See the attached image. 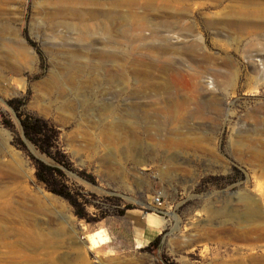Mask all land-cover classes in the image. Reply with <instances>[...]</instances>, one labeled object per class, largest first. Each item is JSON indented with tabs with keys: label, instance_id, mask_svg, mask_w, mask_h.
<instances>
[{
	"label": "rangeland",
	"instance_id": "1",
	"mask_svg": "<svg viewBox=\"0 0 264 264\" xmlns=\"http://www.w3.org/2000/svg\"><path fill=\"white\" fill-rule=\"evenodd\" d=\"M244 1L0 0V264H264V31L222 14ZM11 98L58 128L64 179L103 218L36 179L31 154L52 161L19 143Z\"/></svg>",
	"mask_w": 264,
	"mask_h": 264
},
{
	"label": "trees",
	"instance_id": "2",
	"mask_svg": "<svg viewBox=\"0 0 264 264\" xmlns=\"http://www.w3.org/2000/svg\"><path fill=\"white\" fill-rule=\"evenodd\" d=\"M21 98H11L7 100V104L11 107L19 122L23 138H18L19 143L23 147H27V142L34 146L39 153L44 154L51 159L47 162L39 157L31 154L35 166V177L41 182L45 188L69 202L74 208L75 214L79 218L85 219L87 222L96 221L105 215L90 216L86 210V204L89 202L79 191L72 190L64 179V168H69V164L65 161V155L61 150L58 138L59 130L48 119L27 113L23 111ZM125 208V207H124ZM124 208H119L117 214L125 213ZM130 208V205L126 206ZM160 234L156 235L145 246L146 250L156 247L159 243Z\"/></svg>",
	"mask_w": 264,
	"mask_h": 264
},
{
	"label": "bare ground",
	"instance_id": "3",
	"mask_svg": "<svg viewBox=\"0 0 264 264\" xmlns=\"http://www.w3.org/2000/svg\"><path fill=\"white\" fill-rule=\"evenodd\" d=\"M214 2H215L216 5H221L223 0H214ZM253 3H254V0H245L244 3H239V4L237 3L236 4L237 6H239L238 8L234 7L230 11L228 10L227 12H222V14H224V15L226 14L225 17L227 19H230V21H232L234 24H236V26L238 28H241V29L245 28L250 22L255 21L259 25L260 29L262 31H264V21L257 20V18L260 17V15H259V11L260 10L259 9L252 10L250 8V7H252ZM236 5H234V6H236ZM243 6L246 7V8H249V11L251 12V14L250 13L247 14L245 11L242 12ZM261 61H263V60H261ZM113 71H114V75H113V78H112L113 85L122 84V85L125 86L126 83H127V81H126V79H127V67H126V65H124V63H122V64H119V63L114 64L113 65ZM133 71H135V70H133ZM135 75L140 77V78H139L137 86L135 87L134 90H135V92L140 93V92L143 91V89H145L147 87L148 83H146V81L144 80L145 74H144L143 70H141V69H138V71L136 70L135 71ZM172 86H173L172 83H169V82H166L164 84V87L166 89H170ZM114 97L116 98V96H114ZM213 97H214V99H216L215 95H213ZM188 100H190V99H188ZM187 101H185V102H187ZM213 101H215V100H213ZM168 102H170L171 104L174 103L175 107H178V106H180L183 103L182 101L178 102L177 100H170ZM193 103H194V106H195L193 113L195 114L201 108V104H200V102H195V101ZM142 115H143L144 118L149 117V116H147V114H142ZM178 116H180V115H178ZM122 118H124V116ZM241 199L244 202V206H245L246 211H245L244 214L239 216V219L242 218V220H240L239 222H244V220L252 221V219H254L255 217H258L259 216L258 215L259 211H258V206H257L256 202L251 200V198L246 196V195H242ZM104 239H105V236L103 234H101L100 231L92 232L91 235H90V239H89L90 246L98 245V243H100V242L102 243L104 241Z\"/></svg>",
	"mask_w": 264,
	"mask_h": 264
},
{
	"label": "crops",
	"instance_id": "4",
	"mask_svg": "<svg viewBox=\"0 0 264 264\" xmlns=\"http://www.w3.org/2000/svg\"><path fill=\"white\" fill-rule=\"evenodd\" d=\"M162 223H163V220L161 218H159L158 216H156L153 213H149L147 215V221L145 224V229L143 232L142 239L139 242V245L148 243L153 236H155L157 233H159L160 226L162 225ZM104 236H105L104 241H106L107 236L106 235H104Z\"/></svg>",
	"mask_w": 264,
	"mask_h": 264
},
{
	"label": "built area",
	"instance_id": "5",
	"mask_svg": "<svg viewBox=\"0 0 264 264\" xmlns=\"http://www.w3.org/2000/svg\"><path fill=\"white\" fill-rule=\"evenodd\" d=\"M155 200H156V201H160V196H159V195L156 196Z\"/></svg>",
	"mask_w": 264,
	"mask_h": 264
}]
</instances>
